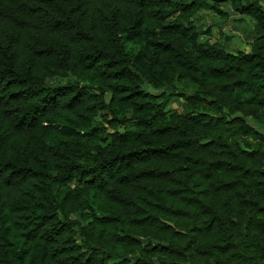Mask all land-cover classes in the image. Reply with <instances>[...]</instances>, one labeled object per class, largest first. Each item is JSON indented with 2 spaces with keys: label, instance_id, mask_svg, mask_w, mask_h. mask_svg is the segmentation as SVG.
I'll return each mask as SVG.
<instances>
[{
  "label": "trees",
  "instance_id": "obj_1",
  "mask_svg": "<svg viewBox=\"0 0 264 264\" xmlns=\"http://www.w3.org/2000/svg\"><path fill=\"white\" fill-rule=\"evenodd\" d=\"M251 120L264 0H0V264H264Z\"/></svg>",
  "mask_w": 264,
  "mask_h": 264
},
{
  "label": "rangeland",
  "instance_id": "obj_2",
  "mask_svg": "<svg viewBox=\"0 0 264 264\" xmlns=\"http://www.w3.org/2000/svg\"><path fill=\"white\" fill-rule=\"evenodd\" d=\"M220 5L223 11L230 15L229 21H223V19L217 14H215L211 9H204L200 12V14L196 16V22L198 26L201 30H205L208 29V27H211L214 34L211 40V42L213 43L217 41L226 43L229 49L233 52L237 50L246 52L250 51L249 42L250 40H252L251 37H253L252 35L254 34V21L250 20L249 18H244L238 15L233 10L230 3L221 2ZM221 30L224 34L227 33L229 35L228 39L224 37V35L221 33ZM53 82L58 83L62 82V80L56 79ZM146 88L150 89L152 93H159L158 90H154L153 88ZM171 108L181 113L184 112L183 106L177 102L172 103ZM250 123L258 130L264 133V125L257 124L252 120L250 121Z\"/></svg>",
  "mask_w": 264,
  "mask_h": 264
}]
</instances>
